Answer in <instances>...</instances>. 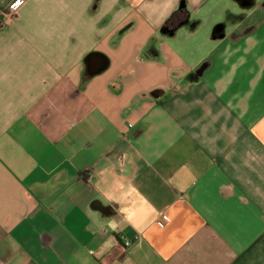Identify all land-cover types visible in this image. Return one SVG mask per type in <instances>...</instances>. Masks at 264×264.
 <instances>
[{"label":"crops","instance_id":"0c3cea01","mask_svg":"<svg viewBox=\"0 0 264 264\" xmlns=\"http://www.w3.org/2000/svg\"><path fill=\"white\" fill-rule=\"evenodd\" d=\"M14 1L0 264H264V0Z\"/></svg>","mask_w":264,"mask_h":264},{"label":"built area","instance_id":"2783aa9c","mask_svg":"<svg viewBox=\"0 0 264 264\" xmlns=\"http://www.w3.org/2000/svg\"><path fill=\"white\" fill-rule=\"evenodd\" d=\"M22 2V0H15L12 4H11V9H15L20 3ZM164 220H167V217L163 216ZM130 242L129 241H125V245H128Z\"/></svg>","mask_w":264,"mask_h":264}]
</instances>
